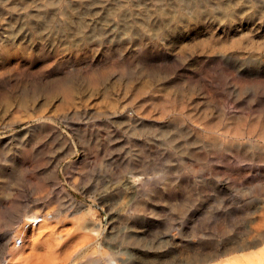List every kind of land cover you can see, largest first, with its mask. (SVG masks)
<instances>
[{
    "label": "bare ground",
    "instance_id": "bare-ground-1",
    "mask_svg": "<svg viewBox=\"0 0 264 264\" xmlns=\"http://www.w3.org/2000/svg\"><path fill=\"white\" fill-rule=\"evenodd\" d=\"M172 1L173 0H2L0 2V21L3 20L2 27H0V65L3 66L0 68V78H3L8 72L20 78L24 75L31 76V79L25 80L26 84H22L24 87L27 85V91L23 90V93L21 92L22 95L18 98L19 101H16V106L23 109L25 111V115L32 114L33 116H36L39 122L41 121L45 125H47L46 123L50 124V121L53 122L52 120H55L52 118L56 114L58 116L57 112H62L64 114L65 111L71 110L73 107H77L89 101L90 104L99 97H102V100L106 99L108 101L107 104L108 107H110V110L118 109L122 106V102L125 108H127L128 105L130 109H124L128 110L129 114L123 115V129L125 128L126 132L131 128H135L138 124H143L146 120L154 121L155 119L152 118L155 117L154 113H158L159 116L161 114L162 119V115L164 114L177 112L178 116H186L191 121L195 120L199 124L204 125L202 132L205 131V133H207L206 136H208V138L212 141L216 142V140H219L222 143V146H224L226 142L233 143L231 146L228 144L229 147L226 149H219L218 153L211 157L213 158L212 160L219 162L221 166H226L224 174H229L232 179V185L239 187L243 184L242 178L244 176H241L242 178L239 177L243 173L236 170V164H233V162L239 164L241 159L247 160L248 156H244L247 152L261 153L262 155L259 156L258 164L261 162L264 167V147L253 148L255 145H258V143L253 140L256 135L260 139L262 138V140H264V104H259L254 111L252 110V114L249 112H242V114L238 113L234 117L221 116L218 119L212 114V112H210L209 108L198 110L191 106L189 102L194 98L193 92L195 91H192V84L189 83V85L181 89L176 83H174L175 79L172 80L170 77L173 72H171L170 69H159L156 71L153 67L146 66L140 73L138 72L137 75L135 74L136 76L129 75V77L133 76V78H128L127 76L126 78L128 79L123 80L124 92L121 91V93H118L114 92V90L112 91L110 85L112 82H109L110 84L107 83L108 75L111 70H115V66V68L112 66L113 69L106 66V68L101 71L94 72V70L87 73L86 78L88 85L86 86H92V90L84 89L80 84L75 83V81L73 82L72 80L54 81L45 87L42 84L43 80H41L43 79L44 72L29 74V71L26 68H23L25 70L19 71L17 67L7 68V66H5L6 63H9V61L13 58L19 56L24 57L27 61H31L35 55L41 54L43 57L45 54L48 58L54 59L61 56V53L64 52L66 54L68 53V55H66L68 58L65 60L71 65V67H74L73 65L77 63V61L80 62L82 57H92V59L97 58L99 57L100 51L114 46H117V49H120L119 47L123 46V44L128 45V49H132V47L137 46V50L140 51V54L146 53L148 50L154 48L157 49L156 53H158L160 49H165L171 51V54L172 51L176 49V45L174 44L175 39L178 38L179 41L181 40L182 42L185 36H191L198 33L201 36L208 30H213L214 34H218L219 30H223L224 32L227 31L226 33L228 34L234 32V36L237 35L236 37H230L233 33L231 35H226L224 33L225 36H223L224 40L222 41L220 39V35V38L218 37L219 39H217L219 44L214 41L215 43L212 44L213 46H210V50L217 47L221 50L232 51L242 48L243 45H246L247 47L251 45L249 48H253L254 51H252L250 55L258 54V56L261 55V50H264L258 46L257 41H254L250 32L246 31L249 27H251V31L255 28L258 32H261V30L264 29V5L258 8L255 4V0H193L194 4H192L187 13L182 4L174 3L175 0L174 2ZM124 13H128V16L130 17L129 22H125L123 19L122 23L121 17H123ZM133 14L137 15V18H133ZM48 15L51 19L44 22V16ZM81 15L84 17H81ZM162 30H166L169 36H165L162 33ZM214 34L212 35L213 38ZM195 43L196 42H194V45ZM197 45L202 47L204 45L205 47L204 39L198 41ZM184 47H186V45ZM177 49L178 51L180 50L179 46ZM213 50L204 52L207 54H213ZM111 52L109 54H111ZM127 52L128 51H125L124 55H126ZM163 53L165 54V52ZM199 55L202 56V54H198L195 59L200 58L201 56ZM226 56L228 55L224 54L223 57L226 58ZM110 58H112V56ZM259 59L260 60H255L256 65H252L250 67L249 64L247 67H244L243 64H240L239 67L243 71H256L255 74L257 72L259 73L264 70V60L262 61L261 58ZM231 60L232 59H230V61ZM112 63L114 62L112 61ZM233 63H235V60L230 64L233 65ZM129 65H127V63H121V65L118 66L124 71L127 69L128 72ZM217 66L215 67L217 68ZM217 69H220L218 72L219 74L217 72L216 73L221 78L219 80L221 84L223 81L226 85L231 82L235 84L234 81H238L241 85H247L251 82L264 84L263 79L260 80L258 78L251 80L248 77L245 79H237L239 75L236 71H229L228 68L225 69L224 67H219ZM84 71V69H79L78 73H85ZM158 71L169 75L167 80L170 82V85H167L169 82H167V80L164 81V77H160L162 75ZM210 75L207 77L209 78L208 83H211L212 86H216L214 83L218 80L215 79V76ZM118 81H121L120 78ZM5 82L9 83L10 81ZM238 82H236V84H238ZM17 84L19 83H15V86ZM12 86L15 87L14 84ZM193 86H195L194 83ZM44 88L45 92L43 91L42 94H44L45 97L43 100H38L37 95L40 93L37 92L43 90ZM7 92L3 94L7 96ZM122 98L123 101H121ZM221 100H219V102L223 104V106H221L223 109V107H226V103L225 101L224 103L223 101L221 102ZM143 101H147V103L145 104ZM135 106L142 108V113L133 115L131 112H133L132 109H134ZM48 112L50 114L55 112L56 114L54 113V115H49ZM29 117L31 116L29 115ZM49 126H51V124ZM53 127L55 128V126ZM219 127H224L226 133L231 135V138L227 139L228 137H224L221 133L220 135L218 133L215 134V130ZM157 128L162 129L159 127ZM136 130L137 129H135V131ZM139 132L143 133L142 131ZM171 132L172 131L170 130L169 134ZM196 132L198 134L201 130L198 129ZM131 133L134 132L131 131ZM135 133L134 136H130V138L133 137L135 139ZM105 136L114 140L115 132H107ZM137 136L139 135L137 134ZM244 138H248L246 143H250L251 147L248 146V148H244L241 144H239L240 142L238 143L239 140ZM97 139L98 138H96V140ZM177 141L178 139L175 143H177ZM115 142L119 143L120 141L115 140ZM220 142H218V144H220ZM175 143L174 146L176 145L177 147L178 145ZM85 144L87 145L86 142ZM82 148L84 147H81V149ZM86 148L87 147L84 149ZM195 152H200L198 153L200 159L203 158L206 161L210 158L207 149L202 151L201 149L197 151L194 150L192 153L194 154ZM9 153L10 151L0 147V264H31L33 260L30 255H20L23 254L25 249L31 245H33L35 250L38 251L37 253L40 254V250L42 249L41 246L48 245V242H45L44 239L46 233H44V231L40 232V230L43 228L48 230V225L51 224V221L55 218L58 221L61 214L67 213V215H65L67 217L61 215L64 219H60L61 222L59 223L65 222V220L70 217V213L68 215V212H71V210L67 205L68 201L66 204H60V207L52 213L50 210H47L51 207L48 206L47 208V204L42 201L44 197L41 199L42 196L40 198L36 197V199H33L32 197L33 200L31 201L23 200L22 198L24 195L22 194V197L19 191L15 192L14 187L15 184H17L16 180L14 184V179L16 178L15 174L17 171L14 170L16 168L15 156ZM88 157L85 156V161L88 160ZM130 157L128 154L125 156L123 155V170L120 168L118 171H114V174L118 175L116 177L119 180L117 188L128 190L131 195V197H129L130 199L128 198L129 200L126 207H124L126 208L125 213L123 215L121 214L125 220H128L129 217L132 216L131 213L134 214L133 211L138 209V206L141 203L139 199L143 194L144 185H147L146 181L149 180L147 177L143 176L144 173L142 174L140 172L142 169L139 170V163L137 164L134 162L131 164V161H135L134 157L136 156H133L134 160ZM196 160H198V158ZM257 166L260 167L259 165ZM196 169L193 168L192 171H197L198 169ZM25 170L27 169L25 168ZM27 171H29V169ZM29 174L31 175L30 172ZM112 177L113 176H111V178ZM117 178H114L113 180H117ZM22 179L25 178L23 177ZM246 182L248 184L252 183V188L247 195L241 197L242 204H244L242 206L243 208H234L231 210L228 209L230 207L223 208L222 210L218 208L215 211H211L213 212V217L216 216V220L210 225L202 224L199 227H191L192 229L189 232L187 231V235H183L181 233L179 234V238L174 235L172 236L173 239H177L180 243L183 242L181 244L186 247V252L177 250L179 242H173L166 245L169 240L164 241L161 238H156L157 240L155 242V246L153 247L155 249L153 250L158 251V255L154 257H145L144 253H153L151 247L142 246L141 244L143 241L140 239L143 238L141 237V234L146 232L145 218V223H142L139 228L135 225L132 226V223L128 221L129 223L125 226L123 225V228L119 227L118 230L114 229L115 225L114 227L112 226L113 228H110L112 230L108 229V234L104 236L108 246V249L106 250L103 247H95L94 241L96 239L93 237V233L91 234L90 231H88L90 230L89 228L96 229L94 226H90L86 231H78L77 233H70V230H68L69 234L66 233L68 234V237L65 240L61 243H56L55 246H52V248L47 250L46 254H44L46 256L44 259L34 263L264 264V181L256 182L255 179H253L250 182ZM186 183L190 182H188V180H183V182H172L171 189L169 188L170 191L168 193L172 195L174 190H176L174 188L175 186L180 188V186ZM22 184L26 183L23 182ZM116 184L114 183V185ZM47 186L46 181H37L33 188L35 187L37 191H46L44 189H46ZM117 188L115 187V189ZM226 189L227 188L223 185L222 187L219 186L216 191L221 193ZM87 191L90 192V189H85L86 193H88ZM121 192L124 191L122 190ZM201 193L204 196L207 195V192L201 191ZM183 202L179 204V206L185 205L186 201L183 200ZM74 207L76 206L74 205L73 208ZM140 208L141 207H139V211L142 210H140ZM124 210L125 209H123V212ZM80 218L86 219V217L82 216ZM141 218L143 219L142 214L141 216L138 215L134 220L131 219V221L138 224ZM77 219H79V217ZM136 219L139 221L137 222ZM84 220L83 223L81 222L83 225L85 224ZM123 223L125 224V222ZM79 225H77V228ZM56 229L57 228H55V230ZM55 230L50 231L52 232ZM29 231H32L31 237L28 235ZM94 231L96 232V230ZM179 231L183 232L185 230ZM98 232L100 233L99 230ZM36 233L37 239H34ZM52 238H54V236H52ZM51 241H53V239ZM145 241H143L144 244ZM32 254L34 255L33 252Z\"/></svg>",
    "mask_w": 264,
    "mask_h": 264
},
{
    "label": "rangeland",
    "instance_id": "rangeland-1",
    "mask_svg": "<svg viewBox=\"0 0 264 264\" xmlns=\"http://www.w3.org/2000/svg\"><path fill=\"white\" fill-rule=\"evenodd\" d=\"M1 1L2 0H0V2ZM172 2H174V0ZM193 2V0H191V2L190 0H175L174 3L182 4L187 13L190 10L192 4H194ZM255 4L258 8H260L262 5H264V0H255ZM81 17L84 16L81 15ZM132 17L137 18V15L133 14ZM50 19L51 18L49 15L44 16V22H47ZM123 19L125 22L130 21L128 13H124L123 17H121L122 23ZM2 22L3 20L0 21V27H2ZM250 29L251 27L246 29V31L250 32L251 37H253L255 42L257 41L258 46L264 49V29H262L261 32H258L255 28L252 29L253 31ZM226 32L227 31L224 32L223 30H219L218 34H214L213 30H208L201 36L199 33L193 34L191 36H185L182 42L177 38L174 40L176 49H174L171 54V51L165 49H160L158 53H156L157 49L155 48L148 50L146 53L140 54V51L137 50V46L132 47V49H128V45L123 44V46L119 47L120 49H117L118 47L114 46L112 48L100 51L101 53L99 52V57L97 58L92 59V57H82L80 62L77 61V63L73 65L74 67H71V65L67 63L66 58L68 57L66 55H68V53L66 54L64 52L61 53V56H58L59 58L57 57L54 59L48 58L45 54L43 57L41 54L35 55L31 61H27L24 57L19 56L13 58L11 61H9V63H6L5 66H7V68L17 67L19 71L25 70L23 68H26L29 71V74L44 72L43 79L41 80H43L42 84L45 87L54 81L72 80L87 90H92V86H86L88 85L86 78L87 73L94 70V72L101 71L102 69L106 68V66L113 69L115 66V70H111L110 74L108 75L107 83L112 82L113 84L109 83L111 85L112 91L114 90V92L118 93H121V91L124 92V79L133 78V76H136L138 72L140 73L141 70H143L146 66H151L156 69V71L159 69H170L171 72H174H172L170 77L172 80L175 79L174 83H176L181 89L185 88V86L189 85V83L192 84V91H196V93L195 91L193 92L194 98H196H193L189 102L192 107L198 110L209 108L210 112H212V114L218 119L221 116L234 117L238 113L242 114V112L251 113L252 110L254 111V109L259 106V104H264V84L251 82L247 85H241L238 81H234L235 84L231 82L226 85V83L223 81L222 85L219 81L221 78L218 75L220 69L217 68L224 67L225 69L228 68L229 71H236L239 75V78L237 77V79H245L248 77L251 80L258 78L260 80H264V70L255 74L256 71H243L239 67L240 64H243L244 67H247L249 64L250 67L252 65H256L255 60H260L259 58H261L263 61L264 58L262 57H264V50H261V55H259L260 57L258 54L250 55V53L254 51L253 48H249L251 45L248 47L243 45L242 48L232 51L221 50L217 47H214L216 48H213L214 50L212 49L214 53L207 54L206 52L212 51L209 49L210 46H213L212 44L215 42L219 44L217 39L221 37V41L224 40L223 36H225V34L231 35L233 33V35L230 37L234 36V32L231 34ZM162 33L165 36H169L166 30H162ZM213 34L214 38L212 36ZM236 36L237 35L234 37ZM197 39L198 41L204 39V48L200 45H197ZM194 42H196L195 45ZM185 45L186 47H184ZM178 46L180 49L179 51L177 49ZM124 50L128 51L126 55H124ZM109 51H112L113 53L111 52V54H109ZM162 51L165 52V54ZM114 54L118 57V60ZM198 54H202V56L199 55L201 57L195 59ZM224 54H227L228 56L225 58L223 57ZM108 55L110 57L112 56V58H110ZM230 59L232 60L230 61ZM234 60L235 63L231 65L230 63H232ZM112 61L114 63H112ZM121 63H127V65L130 64L128 67V72L127 69L124 71L121 67L119 68ZM116 65L119 66L117 67ZM2 66L0 65V68H2ZM215 66H217V68ZM234 66L238 67L235 68ZM79 69H84L85 73H78ZM160 74L162 75L160 77H164V81L168 79L169 75L164 73ZM129 75L133 76L129 77ZM208 75L216 77L215 79L218 80L216 83H214L216 86H212L211 83H208ZM127 76L128 78H126ZM119 78L121 81H118ZM26 79H31V76L24 75L20 78L12 75L9 72L3 78H0V147L10 151L9 154L15 156L16 168L14 170H17L15 174L16 178L14 179V184L15 180L17 183L14 187L15 192L19 191L21 195L23 194V200L31 201L36 199V197L40 198L42 196L41 199L44 197L42 201L47 204V208L48 206L51 207L47 210H50L52 213L60 207V204H66L67 201V205L71 210V212H68V215L70 213V217H68L65 222H63L64 225L63 223L59 222L64 219V217L61 215L65 216L67 213L61 214L60 218H58V221L56 218L51 221V226L48 225V230L44 228V230H40V232L44 231V233H46L44 239L45 242H48V245H43L41 246L42 249H39L41 256L37 253L38 251L35 250L33 245H31L32 247L29 246L27 249H25V252L20 255H30L32 257L33 264L41 261V259H44L46 257L44 254H46L47 250L52 248V246H55L56 243L58 244L65 240L69 234L68 230H70V233H77L78 231H86L90 226H94L96 229L89 228L90 230L88 231H90L91 234L93 233L92 235L96 239L94 241L95 247H103L106 250L108 249V246L104 236L108 234V229L112 230L110 228L116 225L114 229L118 230L119 227L123 228V225L125 226L129 222L132 223V226L135 225L138 228L142 225V223L146 222V232L141 234V237L143 238H140L141 241L146 240L145 244L143 241L141 242L142 246L144 245L151 247V250H153L155 249L153 247L155 246L156 240L161 238L164 241L169 240L166 245H169L173 242H179L177 250L186 252V247L182 246L181 244L183 242L180 243V241L177 239H173V235L179 238V234L182 233L183 235H187V233L193 227H199L202 224L210 225L216 220V216L213 217V212L211 211H215L218 208L220 210L227 207H230L228 208L230 210L234 208H243L242 206L244 204H242L241 197L247 195V193L252 188V183L248 184L246 181L250 182L253 179H255L256 182L264 181L263 163L259 162L258 164L259 156L262 154L247 152L244 154V156H248L247 160L241 159L239 164L233 162V164H236V170L243 173H241L242 175L239 176H244L243 178L241 177L243 184L239 187L232 185V179L230 178V175L224 174L226 166H221L219 162L212 160V157L218 153L219 149H226L229 147L228 144L231 146L233 143L226 142L224 146H222V143L219 140H216V142L212 141L208 138V136H206L207 133H205V131L202 132V129H204L203 124H199L195 120L191 121L186 116H178L177 112L164 114L162 115V119L161 114L159 116L158 113H154L156 117H152L155 119L154 121L146 120L143 122V124H138L135 128H131L134 131L129 129L127 134L125 128L123 129V115L129 114L128 110H125L130 109L128 105L127 108H125L122 102L121 107L115 110H110V107H108L107 104L108 101L106 99L102 100V97H95L96 99L90 104V101L83 103L77 107H73L71 110L65 111L64 114L62 112H57L58 116L55 112L51 114L48 112L49 115H54V113L56 114L53 116V118L51 116V118L55 120H52L54 123L51 121L49 122L51 126H49L50 124L48 123L45 125L43 122H39L36 116H33L32 114L25 115V111L16 106V101H19L18 98L20 95H22L23 90L27 91V85H25V87L22 85L26 84ZM5 81L10 82L6 83ZM167 82L169 81L167 80ZM192 82L195 84V86H193ZM236 82H238V84H236ZM15 83H19L16 85L18 87L15 86ZM13 84L15 87L12 86ZM167 85H170V82L167 83ZM43 91L45 92V88L37 92L40 93L37 95L38 100H43L45 97V95L42 94ZM5 92L8 93L7 96L3 94ZM219 100H221V102L223 101V103L225 101L226 107H223L222 109L221 106H223V104L220 103ZM121 101H123V98ZM146 103L147 101L145 104ZM132 110L133 112L131 113H133V115L142 113V108L136 106ZM29 115L31 117H29ZM53 126H55V128ZM157 127L162 128L163 131ZM135 129L137 130L135 131ZM198 129L201 130V132L197 134L196 130ZM170 130L172 132L169 134ZM131 131L134 133L136 132L135 139L133 137H131L133 139L130 138V136H134V133H131ZM139 131H142L143 133ZM215 131V134L218 133L220 135L221 133L224 135V137H228L227 139L231 138V135L226 133L224 127H219ZM107 132H115V139L112 140L109 139V137L107 138V136H105ZM137 134L139 136H137ZM96 138H98L97 140L100 141L98 142ZM177 139L178 141L175 143ZM115 140L120 142H115ZM253 140H255L259 145H255L253 148L264 147V140H262V138L260 139L256 135ZM247 141L248 138H244L239 140L238 143L240 142L239 144H241V146L244 148H248V146L251 147L250 143H246ZM218 142H220V144H218ZM174 143L178 146H174ZM81 147L87 148H82L84 149L82 150ZM200 149L201 151L207 149L210 158L205 161L203 158L202 160L198 156V153L200 152H195L194 154L192 153L194 150L197 151ZM126 154H128L129 157L132 154L130 158L133 160L135 158V161H131V164L134 162L137 164L139 163L138 168L139 170L142 169L140 172L142 174L144 173L143 176L149 179L146 181L147 185H144L143 194L139 199L141 202L140 205L143 206L139 205L138 209L133 211L134 214L131 213L132 216L130 215L131 217H129L128 220L123 219L122 215L125 213L126 208L124 207H126L128 200L130 199L129 197H131L130 191L117 188L119 180L116 176L118 175L114 174L120 168L123 170V155L125 156ZM85 156H89L87 161L84 159ZM133 156L136 157L133 158ZM194 157L196 159L198 158V160H196ZM25 168L27 170L29 169V171L25 170ZM193 168H197L198 170L196 169L197 171H192ZM111 176L113 177L111 178ZM23 177L25 179H22ZM114 178H117V180H113ZM183 180H188L190 183L183 184V187L180 186V188L173 186L177 191L174 190L172 195L168 193L170 191L169 188L171 189L172 182H183ZM21 181L26 184H22L23 182ZM37 181H46L48 185L47 188L44 189L46 191H37L35 187L33 188ZM114 181H116L117 184ZM113 182L116 185H114ZM223 185L227 189L221 193L217 192V188L219 186L222 187ZM115 187L118 190L115 189ZM85 189H90V192L87 191L88 193H86ZM121 189L124 192H121ZM201 191L207 192V195L204 196ZM183 200L186 201L185 205L179 206ZM74 205L76 207L73 208ZM139 207H141V211H139ZM123 209H125L124 212ZM136 213L139 216H141V214L143 216V219L141 218L140 221L136 219L137 222L139 221L138 224H135L134 221H131V219L134 220L137 218L138 215ZM81 216L86 217V219L80 218ZM76 217H79V219ZM83 220L85 221L84 225L82 224ZM123 222H125V224ZM77 225H79L78 228ZM55 228H57V232ZM93 229L96 230L97 233ZM50 230L55 231L51 232ZM179 230L185 231L182 232ZM37 233L35 234L34 239H37ZM28 235L31 237L32 231H29ZM52 236H54V238H52ZM52 239L53 241H51ZM154 251L155 250H153V253L150 254L144 253V256H157L158 251Z\"/></svg>",
    "mask_w": 264,
    "mask_h": 264
}]
</instances>
